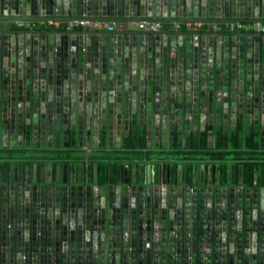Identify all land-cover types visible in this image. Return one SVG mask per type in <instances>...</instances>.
Listing matches in <instances>:
<instances>
[{
    "label": "water",
    "instance_id": "95a60500",
    "mask_svg": "<svg viewBox=\"0 0 264 264\" xmlns=\"http://www.w3.org/2000/svg\"><path fill=\"white\" fill-rule=\"evenodd\" d=\"M226 24L264 26V0H0V264H264L258 179L37 166L132 128L264 138V34Z\"/></svg>",
    "mask_w": 264,
    "mask_h": 264
},
{
    "label": "crops",
    "instance_id": "0c3cea01",
    "mask_svg": "<svg viewBox=\"0 0 264 264\" xmlns=\"http://www.w3.org/2000/svg\"><path fill=\"white\" fill-rule=\"evenodd\" d=\"M21 26V25H19ZM141 29L140 25L136 26ZM177 25L174 24H163V30H181L182 28H177ZM198 28V27H195ZM264 28V26H263ZM253 33V32H248ZM261 34H264L261 33ZM166 127H160L158 136L154 128H148L146 132V149L141 152V154L130 157V154L125 153L122 149V142L125 137L129 134L124 133L122 136L121 142L114 141L113 147H107L105 152H101L96 148H93V143L88 147L84 146L85 152L82 154H77L72 157L66 155H53L50 156L49 160H55V158L64 160L63 163H57L54 161H41L37 163L39 168L46 167L47 165L55 166H71L74 165V168H81L82 170L88 172L89 176L92 174L93 166L98 167V178L100 182H103L106 178L111 177L112 170L115 164L122 168L128 169V159H136L132 165L133 171H138L146 176L147 172H150V168L157 167L159 164L157 162H162L165 160H179L178 163H168V165H176L179 172L180 182L184 185H190L195 180L197 183H201L204 177L208 172L214 168L217 172L224 173L228 178L233 173L235 180H242L246 178L248 183H252L256 179L260 180L262 183V167L264 165V148L258 146L254 150H248L243 147L240 151V156H234V149L230 146L229 137L230 134L234 131L232 127H228L227 130H224L223 133L227 132L224 137L227 138V141H219L213 137L212 146L209 143L208 130L205 128L203 131H198V133L193 130L190 131L189 135L185 136L184 133L177 130L175 137L172 138L168 135V130ZM253 132L256 133L257 139L260 143V140H264L263 137H260L259 131L255 127H251L247 132L244 133L245 137H248ZM182 133V135H181ZM195 139L196 146L193 149L190 147L191 141ZM247 139V138H246ZM198 144V146H197ZM219 144L221 146H219ZM224 145H227L225 148ZM180 146V148H179ZM174 147V148H173ZM195 148V149H194ZM181 150L180 152H175V155L169 153V151ZM223 153L224 158L223 163H217L216 160H213L210 157L212 153ZM125 153V154H124ZM192 160L191 163L188 161ZM130 161V160H129ZM30 166L34 165V162L29 163ZM100 166L106 167V173L100 174ZM190 169V170H189Z\"/></svg>",
    "mask_w": 264,
    "mask_h": 264
},
{
    "label": "trees",
    "instance_id": "16d2710c",
    "mask_svg": "<svg viewBox=\"0 0 264 264\" xmlns=\"http://www.w3.org/2000/svg\"><path fill=\"white\" fill-rule=\"evenodd\" d=\"M146 132L147 131L145 128H140L139 130H137L136 128H132L129 135L123 139V142H122L123 151L125 153L130 154V157L136 156V155L139 156V154H141V152L146 149ZM215 138L219 139L220 142L224 141L223 132L217 131ZM229 141H230V146L235 150L234 156H238V155L240 156V154H241L240 150L243 147H245L248 150H254L258 146L264 148V140H260V143H259V141L257 139V135L255 132L250 134L248 137H245L242 123H239L236 126V129L230 134ZM67 143L70 146L71 145V139ZM195 144H196V141H195V139H193L191 141L190 147L193 149V147L196 146ZM197 146H198V144H197ZM219 146H221V145L219 144ZM106 148H107L106 141H105V139L102 138L101 143L99 145V150L101 152H105ZM210 157L213 160L222 162V160L224 158V154L221 152L212 153V154H210ZM129 160L127 159L126 162H128V169H129L128 171L130 172L132 170V165L134 164L132 162L136 161V159H132V160L129 159ZM118 165L117 164L114 165L113 170L111 171L113 175H118L120 173L121 167ZM261 167L263 170L262 171L263 172L262 177H263V181H264V165ZM105 173H106V167L100 166V174L103 175ZM175 173H177V166L172 165L171 166V174H175Z\"/></svg>",
    "mask_w": 264,
    "mask_h": 264
},
{
    "label": "built area",
    "instance_id": "2783aa9c",
    "mask_svg": "<svg viewBox=\"0 0 264 264\" xmlns=\"http://www.w3.org/2000/svg\"><path fill=\"white\" fill-rule=\"evenodd\" d=\"M19 25L24 26V23H20ZM141 29L148 31H159L163 29V24L158 22H146L140 24ZM116 25L114 23L107 22H93V21H74L68 24V28H91L98 30H113ZM179 28V27H177ZM215 32H227V33H235V32H253V33H263L264 28L262 25H247V24H226V25H215L210 27Z\"/></svg>",
    "mask_w": 264,
    "mask_h": 264
}]
</instances>
